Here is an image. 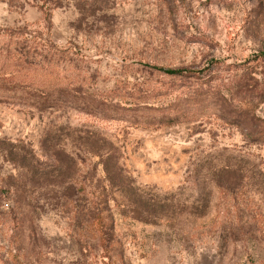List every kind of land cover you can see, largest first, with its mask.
Masks as SVG:
<instances>
[{"label":"rangeland","instance_id":"rangeland-1","mask_svg":"<svg viewBox=\"0 0 264 264\" xmlns=\"http://www.w3.org/2000/svg\"><path fill=\"white\" fill-rule=\"evenodd\" d=\"M0 264H264V0H0Z\"/></svg>","mask_w":264,"mask_h":264},{"label":"trees","instance_id":"trees-1","mask_svg":"<svg viewBox=\"0 0 264 264\" xmlns=\"http://www.w3.org/2000/svg\"><path fill=\"white\" fill-rule=\"evenodd\" d=\"M153 67L155 69L163 71L164 73L169 74V75L180 74L184 71V69H178V68H164V67H160V66H153Z\"/></svg>","mask_w":264,"mask_h":264}]
</instances>
